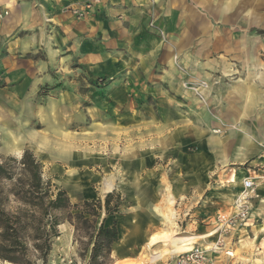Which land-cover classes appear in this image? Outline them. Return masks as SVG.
Returning <instances> with one entry per match:
<instances>
[{
    "label": "rangeland",
    "instance_id": "rangeland-1",
    "mask_svg": "<svg viewBox=\"0 0 264 264\" xmlns=\"http://www.w3.org/2000/svg\"><path fill=\"white\" fill-rule=\"evenodd\" d=\"M100 10L98 0H0V162L14 166L10 158L30 151L43 163L44 178L65 190L72 205L59 213L64 222L48 264H91L94 232L105 219L106 226L117 220L120 231L107 264L175 261L182 252L165 254L174 245L147 248L152 235L171 230L177 238H196L191 246L203 251L204 264H264V211H259L264 207V97L254 108L250 93L232 106L234 94L224 97L230 83L255 85L264 77L251 52L242 56L248 73L201 85L190 80L175 55L182 77L177 85L201 101L195 109L169 84L167 35L162 33L151 66V58L135 56L125 46L131 41L117 39L116 29L102 24ZM250 36L260 44L264 64V25L253 27ZM134 58L137 64H125ZM219 66L232 73L223 62ZM220 85L226 86L221 97ZM193 128L201 130L199 141ZM246 149H251L247 160L232 161ZM130 173L138 182L136 192L124 187ZM194 175L207 179L200 206L198 191L177 194ZM111 177L114 186L106 192ZM246 179L254 189L238 207ZM0 181L6 190L13 182ZM75 182L81 192L74 191ZM109 194L122 199L113 217L104 208ZM97 200L103 205L99 216L82 218L84 203ZM172 213L173 225L165 220Z\"/></svg>",
    "mask_w": 264,
    "mask_h": 264
},
{
    "label": "crops",
    "instance_id": "crops-1",
    "mask_svg": "<svg viewBox=\"0 0 264 264\" xmlns=\"http://www.w3.org/2000/svg\"><path fill=\"white\" fill-rule=\"evenodd\" d=\"M98 1H100L101 8L98 15L102 19V24L112 25L116 29L117 39L131 41V44L128 42L125 43V46L133 49L135 56L146 55L147 58H151L153 61L151 66H156L154 62L159 54L157 51L161 47L159 41L162 39V33L167 35L170 43L166 48L167 53H165L164 61L169 66V70L167 69L171 77L169 84L173 88L178 87V93L182 96L186 95L185 97L189 100L187 103L195 109L198 108L201 101L185 91L182 83L177 85L176 78L181 79L182 77L174 65L175 55L180 57L190 80L196 85H201L210 79L215 81V77H221L219 79L223 80V78L234 77L241 71L248 73L242 59L247 50L252 54L254 68L260 73H264V64L258 57L260 44L259 47L255 46L253 43L256 42L250 36L253 27L264 25V0ZM135 59L125 61V64L128 62L137 64L134 62ZM220 61L229 66L228 69L232 71L231 74L222 71V67L219 66ZM258 80L255 85L253 84L254 81L243 84L240 82L241 80H236V83L229 84L227 95L223 96L228 97L234 94L235 99L230 100L232 106L242 94L250 93L254 108L257 99H260L261 96L264 97V77ZM225 88L226 86L221 85L218 87L219 92L216 93L219 97L222 96L220 91L225 90ZM238 88L240 91H237ZM214 101L209 100L210 103ZM247 112L246 109L243 111V113ZM234 115L232 116L234 119L240 118L239 115ZM192 131L193 138L196 140L199 141L203 137L201 130L193 128ZM250 152L251 149H246L239 152L231 160L234 162L245 161ZM227 163L228 160L223 162V164ZM130 175V185H124V187L130 192H136L139 190L138 182L134 173H130ZM110 179H112L111 182L114 186L113 177ZM206 184L207 179L204 176L194 175L187 181H183V185L177 188V194L179 198H182L191 196L190 193L193 190L198 191L199 194L195 195L196 206L203 205L205 203L203 197L208 192ZM110 190H106V192ZM74 191L81 192L82 190L77 187ZM262 203L263 201H260V204ZM259 211L263 212L264 207L262 206ZM145 233L146 230L143 231V234ZM208 236L200 237L206 238ZM177 244L176 246L179 247V243ZM166 264H175V261L169 260Z\"/></svg>",
    "mask_w": 264,
    "mask_h": 264
},
{
    "label": "trees",
    "instance_id": "trees-1",
    "mask_svg": "<svg viewBox=\"0 0 264 264\" xmlns=\"http://www.w3.org/2000/svg\"><path fill=\"white\" fill-rule=\"evenodd\" d=\"M10 160L16 164L0 162V180L13 181L8 190L0 181V261L37 264L40 260L48 264L53 240L60 235L59 226L64 222L59 213L71 208L70 198L65 190L55 189L52 181L44 178L43 163L30 151L21 159ZM121 205L120 195L109 194L104 205L106 214L115 216ZM92 206L93 213L89 211ZM82 207V218L87 214L96 218L103 209L101 200L86 201ZM105 221L94 232L91 264H107L113 245L120 239L117 220L111 226Z\"/></svg>",
    "mask_w": 264,
    "mask_h": 264
},
{
    "label": "bare ground",
    "instance_id": "bare-ground-1",
    "mask_svg": "<svg viewBox=\"0 0 264 264\" xmlns=\"http://www.w3.org/2000/svg\"><path fill=\"white\" fill-rule=\"evenodd\" d=\"M110 181V180H109ZM109 181H106L105 183V188L107 190H110L113 188V184L112 182H109ZM72 187L73 189H77V187H79L78 185H76V182L74 184H72ZM250 194V193H249ZM243 197L244 198H240L238 203V207L241 206V202L243 200H245L246 198H249V197H246L245 194H243ZM173 204V199L171 201H169ZM158 208V207H157ZM161 212V210H160ZM169 212V211H168ZM159 213V211H158ZM162 216V215H161ZM174 219H175V215H173V213L171 215H166L165 216V220L166 222H169L171 225H173L172 223H174ZM172 231V230H171ZM171 231H166V232H163V233H160V234H154L152 235L150 238H149V241H148V244H147V248L150 250V248L162 243V244H165V246H168V245H171L174 247H171L170 249L166 250L165 251V254L166 255H171V254H174V253H183V252H188L190 251L193 247L191 245H193L194 243H192L194 241V239L196 238H177L176 237V234L175 232H171ZM174 233H175V236H174ZM177 242L179 243V247H177L176 245ZM191 242V243H190ZM176 246V247H175ZM209 249V248H208ZM208 251V250H207ZM162 254V253H161ZM160 254V255H161ZM164 256V254H163ZM153 257V256H152ZM160 258V257H159ZM150 259V257H149ZM152 259V258H151ZM155 259V258H154ZM151 261V260H150ZM147 262V261H146ZM152 262V261H151ZM131 264V263H130Z\"/></svg>",
    "mask_w": 264,
    "mask_h": 264
},
{
    "label": "built area",
    "instance_id": "built-area-1",
    "mask_svg": "<svg viewBox=\"0 0 264 264\" xmlns=\"http://www.w3.org/2000/svg\"><path fill=\"white\" fill-rule=\"evenodd\" d=\"M253 189H254L253 181L250 179H246L244 181L243 194H245L246 197H249ZM204 261H205V256L203 251L200 248H194L191 251L181 253L180 255H178L176 257L175 264H204Z\"/></svg>",
    "mask_w": 264,
    "mask_h": 264
}]
</instances>
